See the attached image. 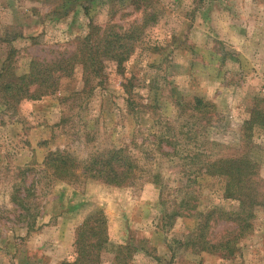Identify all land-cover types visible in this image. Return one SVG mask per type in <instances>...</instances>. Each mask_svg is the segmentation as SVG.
<instances>
[{"label":"rangeland","instance_id":"obj_1","mask_svg":"<svg viewBox=\"0 0 264 264\" xmlns=\"http://www.w3.org/2000/svg\"><path fill=\"white\" fill-rule=\"evenodd\" d=\"M147 1L155 22L124 73L107 68L88 93L77 71L53 95L13 108L0 102V264L72 261L75 230L97 210L109 241L132 246L128 264H264L262 207L234 256L184 246L200 222L196 212L229 211L237 202L223 198L222 179L197 173L183 159L243 149L251 100L264 97V0ZM143 8L132 0H0V71L8 57L23 74L33 59L72 51L89 22L128 29L141 22ZM131 78L132 107L122 88ZM194 96L214 104L209 122L176 109V99ZM169 133L177 143L161 146L158 139ZM252 140L264 180V126ZM126 144L138 165L128 185L82 176L61 181L44 166L49 153L63 151L79 164V175L91 156ZM175 210L181 215L168 218ZM228 227L211 223L208 234L218 238ZM101 264H115L113 255L103 253Z\"/></svg>","mask_w":264,"mask_h":264},{"label":"trees","instance_id":"obj_2","mask_svg":"<svg viewBox=\"0 0 264 264\" xmlns=\"http://www.w3.org/2000/svg\"><path fill=\"white\" fill-rule=\"evenodd\" d=\"M132 3L137 9H141L142 4L144 8L141 22L132 24L128 29L114 25L102 28L89 22L87 33L75 39L72 51L47 62L33 59L29 62L27 72L23 74L14 72L11 57H8L0 71V102L13 108L22 101H36L53 95L60 88V80L71 78L77 71L82 80V90L85 89L88 93L103 81L107 68L115 70L116 73H124V64L134 54L145 28L154 23L156 17L150 11L147 0H132ZM84 12L87 16L88 8H84ZM131 80L132 78L122 84L127 97L126 103L130 107L133 95ZM93 82H96L94 86ZM146 106L148 104H143V107ZM175 106L181 113L189 112L198 122H209L215 111L214 104L197 96L192 97L191 101L176 99ZM248 113L249 117L244 121L242 129L241 151L215 157L194 152L183 158L188 160L187 165L197 166V173L222 179L223 198L237 202V208L229 211L211 209L204 214L196 212L200 222L184 244L192 246L195 252H205L227 259L234 256L237 244L252 232L255 210L264 208V180L260 176V163L253 155L255 146L252 140L253 130L264 126V97H254ZM176 140V136L169 133V136H162L158 142L163 147H170L175 146L177 142L172 141ZM78 165L74 158L63 151L51 152L44 160V166L53 169V176L58 180L68 181L82 176L117 187L131 184L138 170L137 161L127 144L91 156L84 161L82 172L76 175ZM181 203L188 207L190 201L182 200ZM179 214L181 215L179 210H175L168 218L178 217ZM219 221H224L229 227L218 238L209 236L211 223L216 224ZM28 227L31 228L32 224ZM130 251V245H114L109 241L106 217L101 210H97L75 230L73 260L59 264H101L103 253H111L115 264H128Z\"/></svg>","mask_w":264,"mask_h":264}]
</instances>
